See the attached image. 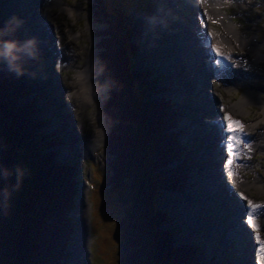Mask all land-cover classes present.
<instances>
[{"label":"rangeland","instance_id":"obj_1","mask_svg":"<svg viewBox=\"0 0 264 264\" xmlns=\"http://www.w3.org/2000/svg\"><path fill=\"white\" fill-rule=\"evenodd\" d=\"M15 1L17 3V0H0V10L2 9L1 14L7 15L6 13H9L7 16L12 17L15 15L22 18V32H25V28H27L25 25V13H27V16L29 14H31V16L34 14V16L37 17V13L33 12L34 8H37V2L31 0L25 7H17L14 4ZM39 1L41 4L42 0ZM52 1L53 0H51V2ZM224 1L228 2L226 0ZM233 1L235 2L229 1L230 3L224 5L225 7L223 8H225L230 14L229 16L231 21L234 23V26L242 35L248 36L249 38L254 36V39L260 41L257 42L260 44L257 47L258 54L256 52L252 54L250 51H248V48L245 45L241 46L236 39H233L234 41L231 39L229 42H227V45L229 47L231 43L234 44L233 53L236 55H241L242 57H246L249 60L246 62L245 71L258 74L256 80L253 81V90L256 94H259L264 98V0ZM60 4L64 6H76L80 13L78 12L79 14H75L76 11H73L70 15L66 10L61 9V6L57 3L46 6L44 11L46 13L42 14V20L43 23H47L48 26H51V30L53 31L48 37L47 44L50 45V49L55 48L52 46L55 38H62L63 36L61 43L66 45L72 44L75 54L78 55L76 57L77 66L84 64L86 62V58L88 57V51L95 49L92 56L94 58L93 67H95V71L89 72V75L96 77L99 79V81H102L103 84L105 83L108 88V92L101 94L103 96H100L102 99L99 102L92 99L88 104H86L85 107L79 105L77 102L79 100L77 98H73L72 100L70 93L68 94L66 91H69V89L72 87L73 76L76 71L73 68L60 69L57 65L55 66L58 68V70H56L55 67L53 68V62H51V64L50 62L49 64L47 63L48 55L51 57L53 53H51V51L47 52L45 59L42 58L40 61L36 59L35 62H27L22 67L21 74L33 77L34 85L31 84L30 86V88L33 86V91H36L40 88H43L44 90V96L46 97L44 102H46L43 103L45 107L43 111H45L46 114L51 118V125L48 124V126H50H46L48 130H46V128L44 129L57 138L58 142L55 146H59V148H57L58 152L56 151L57 155L55 156V159L61 163L69 162L75 165L76 170L73 173L72 178L76 183L75 195L78 194V191L80 193L81 185L84 183L83 186L85 189L83 199L87 203L88 220H86L87 235L84 236V240L82 241L85 242V245H83V253L86 252L84 253L86 254V260L82 264H125L124 261L120 260V255L126 251L127 247L126 243L122 241L121 234L119 233L117 219H119V217L122 215V207H125L126 203L120 202V199H127V205H129L130 208L135 206L134 201L131 202V200H129L131 196L129 192L131 187L130 185H132V183L135 181L131 176L132 174L129 175L130 170L128 171L127 168H123V170H121L118 164L116 170L117 172H112L113 155L108 150L110 131H108L109 128L103 121L106 108V106L104 107L103 101L110 98L112 82L109 79H105V73L101 69L99 57L101 49L98 47L100 43L98 40L101 38V36H97L96 33L108 26L106 17L110 18V16H118V11H121L123 15L130 16L131 21L129 22V26L133 32L131 41L138 42L139 49L136 51L135 56L131 57L132 66L135 69L148 66L155 71L154 75L158 77L164 74L163 78L159 79L157 86H166L168 88L166 91L159 94L166 95L169 99H171L180 113L176 128L181 131V140L187 145V151L183 153L182 157L184 158L190 156L191 159L195 157L199 162V164L196 165L198 170L196 172L190 173L189 180L183 181V185L179 190L171 189L167 182H163L162 179H165V175L160 174L163 172V167L153 168L155 170L154 174L158 185L157 205L162 209L169 208L170 210H167L171 213V218L167 224L164 225V228H169L172 231L174 244L180 245L183 243H190L198 247L201 252L199 254L201 261L204 264H231L230 252L235 248L233 247V242L229 241L228 235H223L222 240H214L215 243H213V249L211 250L208 249V242L204 240L205 237L210 236L209 232L215 227V225L213 226L212 223L214 221L216 222L217 217L216 219L214 218L213 221L208 219L205 224L201 221L202 219L197 218L199 220L198 222L200 226H197V230L195 229L192 231L191 229L194 227L193 225H196L197 223L192 224L191 226V221L184 223L182 220V222L181 215L177 213V209L171 204L172 200L170 202L167 194L173 195L176 193L175 195L178 196L180 193L183 196H191V201L194 206L199 205L197 202L198 196L194 195L196 190L197 193L203 192V194L209 196L210 192V194L214 193V195L217 196V193L213 191L211 192L207 188V183L204 180L206 179V175L209 172H212V169L220 168L222 161L208 160L206 157H204V155L203 157L206 161L200 158L199 152L202 150L203 146L205 147L209 144V140L204 142L199 140L196 143L197 135L194 133L195 129L191 128L195 122L191 117L194 115L198 118L201 117L199 120H203L204 122L201 121L203 124L208 123L207 126L211 125L214 121V118L218 117L219 112H216L215 108L219 109V104L228 105L231 102H235L233 107L228 109V112L231 114L237 109L235 108V104L238 102L239 98H242L246 86L237 85L236 87L232 88V90L227 91L224 87V81L219 78L211 77L209 69L208 74H206V81L204 82L203 80V83L206 85L204 84V87L199 88V82L194 81V67L188 63L193 59V61H195L193 64L196 63L195 68H199L200 66V69H203L204 66L202 61L208 55H211L209 57L212 58L213 54L211 52H203L204 54H199L195 59L194 57L190 56L184 57L182 59L181 56L179 58L173 57L172 59H167V61H165L158 57L157 50L155 49L157 47V42L152 40L153 34L150 35V28L145 22L150 15H160L161 18L168 20L178 19L179 13L175 8H179V6L178 4L174 5V0H101L100 4L103 6V9L98 5V0H60ZM198 5L199 1L195 0V6ZM181 6L184 8H180V11L183 13H188L191 10L193 15L195 8L190 9V5H187V2H180V7ZM208 7V5H205V8ZM212 7L214 8V6ZM221 7L222 6L216 8L221 9ZM225 9L220 11L224 13ZM105 13L108 15L103 16ZM88 19L91 20L89 23L90 27H88V23H86ZM212 20L214 19H208L209 26H211L213 31L218 34L216 29H222L221 23L216 20V23H212ZM224 20L227 22L229 19L228 17L224 16ZM33 23L34 25L30 26L28 29H38L40 24L41 29L45 30L43 24L39 21H34ZM176 24L179 25V21H177ZM21 26H18L20 32ZM68 30L79 33V35L76 37H71ZM183 33H185V31ZM25 37L20 36L19 41L24 42L28 39H31L29 34ZM189 44L191 45V48L195 46L192 42ZM209 44L210 50H212V43L209 42ZM198 46L203 47L201 44H198ZM26 57L27 56H24L22 59ZM39 58L40 56H38V59ZM2 62L4 61L0 60V66ZM218 69L221 70V68ZM7 70H9V67L0 69V72L3 73ZM82 78H87V76L84 75ZM196 78L200 79L201 77L197 75ZM88 79L90 80V78ZM46 80H48V83H46ZM74 82L75 86L80 84L76 79H74ZM55 84L57 89L53 90V85ZM139 89H141V94H145L147 92L144 89V85H141ZM200 92H203L204 94L207 93L209 98L213 99L211 100L213 101L212 104L213 108L215 107L214 109L210 108L212 107L211 105L206 108H202L200 106L195 108L193 107L194 103H198L199 101L198 97L201 95ZM29 98L30 96H27V100H31ZM35 98L37 99V97ZM58 99L59 102H57ZM70 105L72 107V111H69ZM242 108L243 110H241V113H238V117L236 116L237 118L246 123H248L250 120H256V127H259L258 129L264 128V113L262 112V108L260 107L259 103H257V101L243 105ZM238 109H241V107H238ZM215 125L218 131L220 128L219 126L223 127V122L219 120V124ZM104 128L108 130H105V134L101 142L99 144L97 143V145H90L89 149L83 150L85 148V142H82V138H91L92 135L100 133L101 129L104 130ZM51 129H53L52 132L50 131ZM58 133L62 135L60 136ZM70 133L71 135H69ZM76 136H78V139L75 138ZM190 137L192 141L194 140L192 144L193 146L191 143H189ZM218 137V139L215 137V142L216 140L219 142L222 138L221 135ZM150 150L151 153L149 156H151V163L154 166L159 158L157 155V146H150ZM248 151H239L242 157L240 160L241 162L251 161L256 164H252V166L254 171L259 173L260 178L262 179V186L264 187V151L256 147L252 150V153H249ZM143 153L144 156H147L146 150H144ZM145 163L148 165L147 161ZM173 163L171 166H176ZM257 163H259V165ZM129 164L133 165L131 161ZM207 169L209 171L208 173ZM190 171L192 170H189V172ZM254 171L246 169L241 170L240 173L243 177L251 179L254 176ZM114 176L118 179L117 184L119 186L117 184H113L112 181H115ZM214 178L217 182L220 181L223 186L227 187V190L223 192L227 198L228 195L231 194L233 205L234 207L238 208V211L235 213L236 217L234 216L235 220L239 219L240 217V219H243V217L247 215L244 209H242V206H250L249 202H251L252 206L264 205V191L259 192L253 187H241V184L238 185L237 182L231 181V179L228 178L227 171L226 174L219 171V180L217 175ZM110 179L113 180L111 181ZM195 179L198 180L197 183ZM148 182L150 183V181ZM149 186L151 187V184H149ZM216 196H213L212 194V202L218 198ZM174 198H176V196H174ZM228 201H230L229 198ZM184 204L186 205V202H184ZM210 208H213L214 210L211 212L212 214L209 210H204V214H206V216L214 217L216 214L222 215V212L225 213L224 209L216 207L214 204L213 206L211 205ZM71 211L72 208L68 209L67 212H64V215L71 217ZM221 218L222 216L220 219ZM235 220L233 221L237 222L241 230L246 229L243 226L244 223L250 228V232L254 241L259 240L260 242L264 243V218L258 217L255 227L249 224L246 220H242L241 222ZM222 221L224 225L227 222V220ZM73 222L74 228L72 229L73 231H71L73 235L70 233V239L68 242L69 245L72 243V237L75 236L74 232L76 230V223L75 221ZM242 222L244 223L242 224ZM125 223L127 224L128 220L125 219L123 224ZM188 224H190L189 227ZM217 230V227H215L214 231L211 233L212 239H215V237L219 234L217 233ZM227 232L230 234L228 230ZM257 237H259V239ZM257 244L258 242H256V245ZM253 245L255 246V242L252 244V246ZM251 248L250 252L253 253V247ZM69 254L70 255L66 261L68 264H72V259L75 255L73 249L69 251ZM246 256L249 261L250 259L252 260V255L249 252L246 253ZM78 258L79 256H76L73 262L74 264H79L80 258L79 261H77ZM256 261L258 264H260V260Z\"/></svg>","mask_w":264,"mask_h":264},{"label":"trees","instance_id":"obj_2","mask_svg":"<svg viewBox=\"0 0 264 264\" xmlns=\"http://www.w3.org/2000/svg\"><path fill=\"white\" fill-rule=\"evenodd\" d=\"M9 18L0 11V25ZM129 19L118 11V16L106 17L108 26L96 33L101 36V69L112 82L110 98L103 101L112 172H117L119 164L135 180L129 189L135 206L130 208L127 199H120L126 206L117 223L127 247L120 260L125 264H204L198 247L174 244L172 231L164 228L171 213L157 206L153 168L163 167V182L179 190L197 163L190 156L182 157L187 145L176 128L180 113L171 99L159 94L168 88L157 86L164 74L158 77L148 66H132L131 57L139 48L131 41ZM3 39L17 40V35L10 32ZM27 62H19L20 74L10 69L0 73V264H68L67 245L74 225L64 212L74 206L76 169L55 159L53 147L58 141L44 130L48 119L41 117L35 99L23 101L31 92L21 75ZM150 146L158 149L154 166ZM114 180L115 185L118 179L114 176Z\"/></svg>","mask_w":264,"mask_h":264},{"label":"bare ground","instance_id":"obj_3","mask_svg":"<svg viewBox=\"0 0 264 264\" xmlns=\"http://www.w3.org/2000/svg\"><path fill=\"white\" fill-rule=\"evenodd\" d=\"M29 1L31 0H17V3L15 1L14 4L17 7H25L26 5L29 4L28 3ZM32 1L37 2L36 3L37 8H34V11H33L34 13L35 12L37 13V17H35L34 14L32 16L31 14L27 16V13H25L26 14V24L25 23L24 24L27 26V28H25V32L27 30L28 34L31 35V39L34 38L36 42L35 48H34V50L36 49V52L34 51L35 54L31 57L32 58L35 57L37 60L40 61L42 60V58L45 59L47 56L46 54L48 52V46H49L47 44V41H48V37L53 32L51 30V26H48L47 23H43V20H42L43 19L42 14L46 13L44 12L45 7L51 4L57 3L61 6V9L66 10L70 15H71V12L73 11L74 12L76 11L75 14H79L80 11L77 10L76 6L61 5L60 0H53L52 2L51 0H42L41 4L39 0H32ZM226 1L229 2L233 0H226ZM180 2H187V5H190V9L195 8L193 11V15H192L191 10L190 12H188L190 14H188L187 12L183 13L182 11H180V8H184L183 6L180 7ZM223 2L224 0H204L203 3L199 2V5L195 6V0H174V5L178 4L179 6V8H175L176 11L179 13V17L178 19H176L177 21H179V25L176 24L177 22L176 20L163 19L161 18L160 15H150L145 23H147V26L150 28V31H151L150 35L153 34L152 40H155L157 42V47L155 49L157 50L158 57L161 60L167 61V59H172L173 57L179 58L181 56H182V59L187 56L194 57L195 59L199 54H204L203 52H207V53L211 52L213 54L212 58L209 57L211 55H208L206 56L205 59H203L202 61V64L204 66L203 69H200V66L199 68H195L196 63L193 64L195 62L193 61V59L188 63L190 65H193L194 67V72H193L194 81L199 82V88L204 87L205 83H203V80L204 82L206 81L205 80L206 74H208L209 69H210L211 77L219 78L224 81V84H225L224 87L227 91L232 90V88L236 87L237 85L246 86L245 91L243 92L242 98H239L240 100L238 99V102L236 103L238 107H241V109H236L230 114L228 112V109L232 108L235 102H231L228 105L219 104L218 106L219 109L214 107L216 112H219L218 117H215L213 123L208 126L207 124H203L201 122L203 120L201 121L199 120L201 117L198 118L195 115L191 117L192 120L195 122V124H193V127L191 128L195 129L194 133L197 135L196 143L199 140H201L202 142L209 140V144L205 147L203 146L202 150L199 152L200 158H202L203 160H205L204 157H206V159L208 160H221L225 157L224 162H223L224 164L221 163L220 168L212 169V172H209L207 169V173L208 172L209 173L206 175V179L204 180L207 183V188L211 192L213 191L217 193V196L214 195V193L210 194V192H209V196L206 194H203V192L197 193L196 192L197 190H196L194 195L198 196L197 202L199 205L197 206L196 205L194 206V204L192 203L191 196L190 197L186 195L183 196L180 193L178 194V196L175 195L176 193L173 195L169 194L172 197V199L168 194L167 196L170 202L172 200L171 204L177 209V213L181 215V221L183 220L184 223H186L187 221H191V226L192 224L197 223L196 225H193L194 227H192L191 229L192 231L195 229L197 230L198 227L200 226L198 219H202L201 221L204 222L205 224L208 219L213 221L214 218L216 219L217 217L218 221L217 220L216 222L214 221L212 225L213 226L215 225V227H217L218 229L217 233L219 234L215 237V239H212L211 233L214 231V228H215L214 227L209 232L210 236L205 237L204 239L205 241L208 242V249L210 250L213 249L212 245L213 243H215L214 240L215 241L222 240L223 235H225V233H227V230H228L230 234H226V235H228L229 241L233 242V245H234L233 247L235 248L231 250L230 252L231 264H256L257 263L256 260H260V256L264 255V252H261V247L264 246V243L260 242L259 240L257 241L253 240L252 234L250 232V228L247 225H245L244 222H242V224L244 223L243 226L246 229L241 230L237 222L233 221L235 220V217H236L235 213L238 211V208L234 207L231 194L228 195V198L230 199V201H228L227 196L223 193L225 190H227V187L223 186L220 181L217 182L214 177L217 175V178L219 180V171L225 174L227 171L228 178L231 179V181L237 182L238 185L241 184V187H244V188L253 187L259 192L264 191V187L262 186V182H261L262 179L260 178L259 173L254 171V168L252 166V164H255V163L251 161H243V162H241V160L236 161L232 168V172H233L232 176L228 175V170L225 167L226 161L228 159V144L230 143L228 137L233 135V133H229L226 130L227 121L225 119V116L227 114H230L231 116L233 114L232 118L234 120L240 121L244 126L245 133H247V135H244L243 133L237 134L244 141V143L249 145V148H244L243 144L239 145L238 151L244 152V151L249 150L248 152L252 153V150L255 147L264 151V128L258 129L259 127H256V123H257L256 120H252V121L250 120L248 123H246V122L241 121L239 118H237L238 113L239 112L241 113V110H243L242 108L243 105L249 104L250 102L257 101V103H259L260 107L262 108V112L264 113V98L260 96L259 94H256L253 90L254 88L253 81L256 80V78L258 77V74L256 73L253 74L252 72H246L245 66H246V62H248L249 60L246 57H242L241 55H236L233 53L234 44L231 43L229 47L227 45V42H229L231 39L232 41H234L233 39H236L241 46L245 45L248 48V51H250L252 54H254L255 52L258 54L257 47L260 43H257L259 41L254 39L255 38L254 36L249 38L248 36H245L239 33V30L234 26V23L231 21L230 16L221 12L219 8H216V7L222 6ZM205 5H208L209 7L205 8ZM212 6H214V8ZM205 12L207 13V15H204ZM224 16L228 17L229 20L227 22L224 20ZM201 17H203L204 23L207 25V30H205L204 26L200 24ZM208 19H214L221 23L222 29L215 28L218 31V34H216L213 31V28L209 26ZM34 21L35 22L39 21L40 23H42L44 28L47 29L48 31L43 30V29H41L42 31L40 29L37 31H35V29L33 30L28 29L30 26L34 25L33 23ZM90 22H91L90 19H88L86 22L88 23L87 24L88 27H90V24H89ZM45 31L47 32V41H45L46 38L45 36H43L45 34ZM184 31L185 33H183ZM68 32L71 37H76L79 35V33H75L72 30H68ZM62 38L61 37L55 38V41L52 44V46L55 48L50 49L51 53L53 52V56H52L53 60H52V57H49L50 55H48L47 63L49 64L50 62L51 64V62H54V64L57 65L60 69L73 68L76 71L73 76V85L69 89V91L68 90L66 91L68 92V94L70 93L72 100L73 98H77L79 100L77 102L79 103V105L83 107H85L86 104H88L92 99L97 100L99 102L102 99V97L100 96H103L101 94L107 93L108 88L105 85V83L103 84L102 81H99V79H97L96 77L89 75V72L95 71V67H93L94 58L92 57L95 49H91L92 51H88V57L86 58V62L80 66H77L76 57L78 55L75 54L72 44L66 45V44L61 43ZM208 40L209 42L212 43V45H216L220 48V51L222 53L221 56L217 57L215 52L210 50V44ZM190 42L194 43L195 46L191 48V45L189 44ZM198 44L203 45V47L198 46ZM38 56H40L39 59H38ZM26 58H30V57L27 56ZM217 60H219L220 62L217 63ZM7 67L8 65L4 61L2 62L0 69L7 68ZM218 68H221V70H219ZM84 75L87 76V78H82ZM197 75H199L201 78L200 79L196 78ZM22 77H23L22 82L24 84H27L30 89L31 84L32 85L34 84L33 77H30L27 75H22ZM88 78H90V80ZM74 79H76L80 84L75 86ZM46 83H48V80H46ZM41 89L43 90V88ZM56 89H57V86L55 84L53 85V90H56ZM200 93L201 95L198 97L199 101L198 103H194L193 107L195 108L197 106L198 107L200 106L202 108H206L211 105L212 107L210 108H213V104H212L213 99L209 98V95L207 93L206 94H204L203 92H200ZM27 96L32 97L33 92H30L29 94H27ZM27 96L23 98V101L27 100ZM57 102H59V99L57 100ZM70 107H69V111H72V107L71 109ZM41 110L43 111V109ZM41 110H40V114L44 115ZM219 120L223 122V127L219 126L220 128L217 131L215 124H219ZM48 122L49 124L51 123L50 121ZM105 130H108V129H105V128L104 130L101 129L100 133L98 134L96 133L95 135H92L91 138L81 137L82 142L83 141L85 142L84 143L85 148L83 150L89 149L90 145L93 146V144L95 145H97V143L99 144L104 137ZM69 135H71V133ZM219 135H221L222 138L220 139L219 142H217V140L215 142V137L218 139ZM75 138L78 139V136H76ZM257 164L259 165V163ZM246 169L254 171V176L251 179L245 178L241 175L240 173L241 170H246ZM225 183L227 184L226 181ZM83 184L84 183H82L81 185V190L78 189L80 190V193L78 191V194L75 196L76 207L75 209L72 210V213L76 221V230L74 232L75 236H73L72 243L70 244V246L72 247L75 253L72 259V264H74L73 262L76 256H79L80 258V261H79V258L77 259V261H79V264L84 263V261L86 260V256H85L86 254H84L86 252L83 253V245H85V242H82V241L84 240V236L87 235L86 220L88 219H87V203L83 199L84 189H85ZM212 194L213 196L218 197L217 199H215L214 201L215 203L212 202V199H211ZM174 196H176V198H174ZM184 202H186V205L184 204ZM207 203H208V208H207ZM213 204L216 207L224 209L225 213L222 212V215L216 214L214 217L206 216V214H204L206 210H209L210 213L214 210L213 209L214 207L210 208L211 205L213 206ZM249 207L250 206H247V207L242 206V209H244L247 215H245L243 219H240L241 217L239 219H236L237 221L239 222H241L242 220L248 221V218L251 217L253 224H256L257 223L256 220L258 219V217L264 218V205H259V207H255V206H251L250 208ZM221 216L222 218L220 219ZM222 220H227L225 225ZM189 225L190 224H188V227ZM222 228H224V230ZM243 235H246V236H243ZM254 242H255V245H256V242H258V244L256 245V247L259 249L258 251L256 250V247L254 245L252 246ZM251 247H253V253L250 252ZM236 248H237V254H235ZM247 252H249L252 255V260L250 259V261L247 259V256H246Z\"/></svg>","mask_w":264,"mask_h":264},{"label":"clouds","instance_id":"obj_4","mask_svg":"<svg viewBox=\"0 0 264 264\" xmlns=\"http://www.w3.org/2000/svg\"><path fill=\"white\" fill-rule=\"evenodd\" d=\"M23 23L22 18L12 16L6 21L3 28H0V60L7 63L12 71L20 74V61L24 56L31 57L35 54V39H28L20 42L16 39H3L5 35L15 31V29Z\"/></svg>","mask_w":264,"mask_h":264},{"label":"snow or ice","instance_id":"obj_5","mask_svg":"<svg viewBox=\"0 0 264 264\" xmlns=\"http://www.w3.org/2000/svg\"><path fill=\"white\" fill-rule=\"evenodd\" d=\"M199 2L203 3L204 0H199ZM204 15H207V13L205 12ZM22 21H23V19H22ZM5 23H6V21L4 22L3 25H0V28H3ZM212 23H216V21L212 20ZM200 24L204 26L205 30H207V25L204 23L203 17H201V19H200ZM211 48H212V51L215 52L217 57L222 55L220 48L218 46L212 45ZM219 62L220 61L217 60V63H219ZM225 119L227 121V129H226L227 132L233 133V135L228 137L230 143L228 144V159H227L226 164H225V167L228 170V175L232 176L233 175L232 168H233L234 163L236 161L242 159L241 153L238 151V146L243 144L244 148H249V145L244 143V141L240 138V136L237 135L238 133H243L244 135H247V133H245L243 124L238 120H234L230 114H227L225 116ZM249 204H250V206H252L251 202H249ZM255 207H259V206L257 205ZM248 223L253 224L251 217L248 218ZM253 227H255V224H253ZM257 238L259 239V237H257ZM261 252H264V246L261 247ZM260 264H264V255L260 256Z\"/></svg>","mask_w":264,"mask_h":264},{"label":"water","instance_id":"obj_6","mask_svg":"<svg viewBox=\"0 0 264 264\" xmlns=\"http://www.w3.org/2000/svg\"><path fill=\"white\" fill-rule=\"evenodd\" d=\"M76 196V195H75ZM75 196H74V198H73V201H74V204H75V206L72 208V210L73 209H75V207H76V198H75ZM158 206V205H157ZM159 207V206H158ZM166 209H169V208H166ZM170 210V209H169ZM71 213V219H72V222L73 221H75V217H74V215H73V213H72V211L70 212ZM88 215V214H87ZM75 223H76V221H75ZM73 225H74V222H73ZM72 234V233H71ZM73 235V234H72ZM73 238V237H72ZM73 240V239H72ZM67 250L68 251H71L72 250V247L68 244L67 245Z\"/></svg>","mask_w":264,"mask_h":264},{"label":"flooded vegetation","instance_id":"obj_7","mask_svg":"<svg viewBox=\"0 0 264 264\" xmlns=\"http://www.w3.org/2000/svg\"><path fill=\"white\" fill-rule=\"evenodd\" d=\"M235 108H237V109H238V107H237V104H235Z\"/></svg>","mask_w":264,"mask_h":264}]
</instances>
